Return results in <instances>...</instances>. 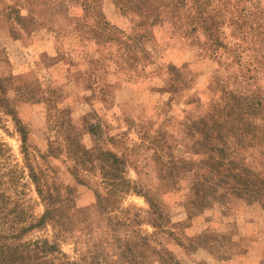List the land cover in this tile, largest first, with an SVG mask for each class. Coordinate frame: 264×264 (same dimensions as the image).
Wrapping results in <instances>:
<instances>
[{
  "label": "rangeland",
  "instance_id": "rangeland-1",
  "mask_svg": "<svg viewBox=\"0 0 264 264\" xmlns=\"http://www.w3.org/2000/svg\"><path fill=\"white\" fill-rule=\"evenodd\" d=\"M102 7L103 0H0V79L7 81L11 104L28 131L32 165L44 171L49 183L58 182L72 205L64 207V215L69 213L75 223L62 249L73 258L85 255L87 261L99 252L100 262L110 264L118 260V236H128L131 243V234H143L152 247L174 253L204 245L209 255L226 257L236 253L226 245L248 246L264 264V230L261 237L244 230L245 221L264 229L259 204L236 198L194 207L198 179L215 181L211 163L219 159V150L212 144L222 146L226 139V151L237 148L244 164L264 170L261 147L244 149L225 136L242 135V130L234 134L227 128L245 117L249 100L264 95V0H210L203 12L207 30L198 21L196 32L185 22L174 28L168 4L145 21L131 11L137 24L129 30L131 39L124 40L111 27L95 29L103 35L99 43L70 31L74 19L95 24ZM188 14L180 10L181 17ZM195 15L193 11L187 20L195 19L192 27L199 19ZM109 28L116 40L105 36ZM35 31L55 36L57 55L42 54L21 76L14 72L7 43ZM57 61L60 65L54 66ZM23 83L31 89L24 98L18 95ZM27 99L42 102H23ZM21 138L12 117L0 110V140L10 150L2 162L7 193L39 217L45 208L29 177ZM72 138L80 150L70 145ZM108 151L121 160L124 180L119 184L113 185L119 180L106 171L107 164L101 168ZM13 170L19 176L15 181ZM203 211L207 214L197 226L204 231L190 236L193 218ZM131 212L142 222H131ZM52 234L49 226L26 238ZM140 247L143 264H161L157 254Z\"/></svg>",
  "mask_w": 264,
  "mask_h": 264
},
{
  "label": "trees",
  "instance_id": "trees-1",
  "mask_svg": "<svg viewBox=\"0 0 264 264\" xmlns=\"http://www.w3.org/2000/svg\"><path fill=\"white\" fill-rule=\"evenodd\" d=\"M107 0H103V4ZM115 5L117 13L124 19V21L129 23L128 30L124 29L117 24L113 23L107 18L102 9L96 14L95 24L85 25L79 19L73 20L74 23L70 24V31L77 32L85 39H91L96 43H99L100 35L95 30L97 27L101 31H105L107 27L113 28L121 34L122 38L131 39V29L136 27L135 16L132 12H136L138 17L142 18V21L155 17L157 12L159 13V7H163L168 4L173 9V15H171L172 22H174V28H176V23L191 26V31L196 32L198 29V21L203 22V28L207 30V20L203 16V12L206 11L207 5L210 0H108ZM135 9V10H134ZM186 9L189 14L188 16L181 17L180 10ZM195 12L199 18L196 25H191V22L195 19H190V24L187 20L190 18L192 12ZM193 16V17H196ZM28 16V15H27ZM78 18V17H77ZM84 18V16H83ZM83 20V19H81ZM146 23V22H145ZM90 24V23H87ZM153 24V22H152ZM202 26V25H201ZM111 28L108 29L106 33L107 38L115 39L114 33H111ZM177 28V30H179ZM130 30V32H129ZM55 65V64H53ZM26 75V73H21ZM7 79V78H6ZM8 80V79H7ZM12 84L11 80H9ZM7 81L0 79V110L12 117L15 124L19 128L22 139V151L25 155L26 167L29 170V177L35 186V190L44 205V212L37 217L34 212H31L30 207L27 208L25 203L20 198H14L7 193V188L5 184L7 181L4 180L3 172V160L9 154V148L7 144L0 140V264H102L100 262L101 254L99 252H94L89 257L92 261H87L88 257L81 255L78 258H73L68 255L61 247V244L70 240L72 236L71 232L75 220L71 215L66 213L64 215V207L71 208L70 197L67 193H63L61 186L58 182L52 181L49 183L46 180L43 170H36L29 159V148H28V131L25 128L21 118L17 113L16 106L11 104V97L6 90L5 85ZM22 94L19 91V96L27 97L31 89L28 83H23ZM15 89H20L14 87ZM23 102H42V101H29L24 100ZM218 115L221 116L220 111ZM260 125L257 129H253L255 122L258 120ZM206 124V122H204ZM228 131L234 133L238 130H242V135H225L227 138L231 137L237 139V142L246 147H261L262 153H264V95H257L249 100L245 105V117L242 118L237 124H234L227 128ZM235 134V133H234ZM221 136V135H219ZM220 138V137H218ZM70 145L76 146L80 150V143L71 139ZM227 140H223V145L216 147L217 145L212 144V147L218 151V160L212 162L211 166L216 170L215 181H211L208 184L207 178L202 177L198 179L196 183V199L194 201V207L201 209L209 207L215 199L218 202L220 200L227 199L231 201L232 199H240L245 201L248 205L259 204L261 208L264 209V170H256L250 164H244L243 159L245 157H239L237 148L232 151L227 150ZM83 155H86V150L81 149ZM106 162L101 165L102 170H104V165L107 164V172L111 173L115 179L119 181L114 184H119L124 180L123 170L119 167L118 163L121 162L119 156L113 152H107ZM111 165V168H110ZM223 168L224 173L222 172ZM13 181L17 179L18 172L16 170L12 171ZM213 179V178H212ZM226 181L224 185H220V182ZM20 180L16 183H18ZM219 189L223 192H219ZM16 190V189H15ZM131 192H134L132 190ZM68 193H70L68 191ZM98 199L102 200V196L97 193ZM150 206H154L153 202L147 195H143ZM99 206H104L100 204ZM131 212V222L136 221L141 223L142 220L138 218L137 214ZM199 215H206L207 212H199ZM53 229L52 238L49 237H37V238H26V236L38 229H43L47 227ZM160 224L157 225V228ZM169 235L175 239L176 234L173 231H169ZM125 238L117 237V244L120 248L118 260L109 261L110 264H143L141 261V256L144 250H140V246H145L147 250L152 251L154 254L158 255V260L161 264H182L180 258L176 253L168 249H159L152 247L151 243L148 241L149 236L143 234H136L132 236L131 243L130 240ZM180 244V243H179ZM182 244V243H181ZM195 248L192 249V251ZM162 250V251H161ZM146 251V250H145ZM105 252V251H104ZM108 258V256H107ZM108 261V260H107Z\"/></svg>",
  "mask_w": 264,
  "mask_h": 264
},
{
  "label": "crops",
  "instance_id": "crops-1",
  "mask_svg": "<svg viewBox=\"0 0 264 264\" xmlns=\"http://www.w3.org/2000/svg\"><path fill=\"white\" fill-rule=\"evenodd\" d=\"M103 11L107 18L111 20L113 23L117 24L118 26L127 29L129 23L124 21V19L117 13L115 5L112 2H109L108 0L103 4ZM40 31L33 32L30 36L26 37H14L11 38L7 43V52L10 56L9 58L13 61V64L15 66V73H24L25 71L29 70L32 66V64H36L37 60H40V56L44 53H47L49 55H57V51L55 49V41L51 33L48 36H41L38 33ZM35 33H38L36 36H34ZM53 33V32H52ZM54 34V33H53ZM80 36V35H79ZM81 37V36H80ZM83 38V37H81ZM88 41L89 39H84V41ZM93 41V40H91ZM56 66L60 65V62L55 63ZM54 65V66H55ZM201 216V217H200ZM193 218V221L195 222L192 227H190L188 232L191 235L195 234H201L204 231L203 227H198L197 223L198 220L203 218L205 215H200ZM200 218V219H199ZM252 223V222H251ZM196 225V226H195ZM245 229L244 230H251L253 231L257 236L261 237V232L264 229H253V226L251 224H248V222L245 221ZM242 231L239 234V238L243 237L245 234V231ZM242 244V243H241ZM227 250H230L232 252H236L233 255H229L226 257L222 256H213L209 255L208 248L206 246H198V248L191 251V253H187L184 251L183 248L181 250L182 253L177 252L176 254L180 258L181 262L184 264H187V262H196V261H209L210 264H261L260 255L257 251L253 250L251 247L245 246L243 249L241 247H233L231 245H226ZM240 251V253H239ZM210 253V252H209ZM183 258V259H182Z\"/></svg>",
  "mask_w": 264,
  "mask_h": 264
}]
</instances>
